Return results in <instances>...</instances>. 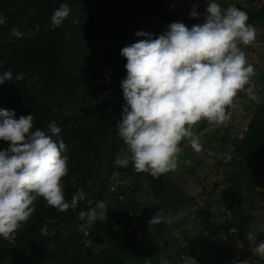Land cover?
Instances as JSON below:
<instances>
[{
	"label": "trees",
	"instance_id": "16d2710c",
	"mask_svg": "<svg viewBox=\"0 0 264 264\" xmlns=\"http://www.w3.org/2000/svg\"><path fill=\"white\" fill-rule=\"evenodd\" d=\"M61 3L69 5L70 13L59 27L52 28L50 16ZM249 3L235 6L247 13L248 23H264V2ZM0 15L5 20L0 24V72L11 69L25 73L21 81L0 85V108L14 109L17 118L31 112L34 129L44 130L56 121L61 128L58 135L67 145L69 171L62 178L65 199L70 201L78 188L87 193L76 208L64 212L38 198L35 211L14 236L0 238V264H139L145 257L154 260L149 264H161V260L176 264L186 247L208 254L212 251L208 244L218 246L211 236V224L206 222L209 213L197 218L200 227L196 232L193 225L180 231L181 244L177 237L169 240V251L162 258L151 256L141 246L139 236L153 216L163 212L172 218L166 196L168 175L173 171L153 178L136 172L129 162L122 169L126 182L118 193L123 199L110 190L116 179V155L126 150L116 127L124 103L120 80L126 75V59L119 55L120 49L140 39L132 27L141 19L148 29L153 28V21L159 26L196 22L191 18L175 21L162 0H0ZM14 28L24 35L13 36ZM109 34L113 35L111 42L99 47L98 41ZM252 78L257 99L251 100L243 89L236 95L248 102L245 106H253L255 116L232 150L234 158L226 182L234 197L239 193L251 198L258 192L264 195L259 189L264 170V71L257 70ZM207 124L202 119L192 131H201ZM6 146L0 142V148ZM186 170L187 174L194 172L193 168ZM184 191L186 196L179 198L181 206L194 203L197 197L190 186ZM142 193L151 205L146 212L141 208L144 202L136 197ZM98 200L107 205V220L89 226L79 213L95 207ZM112 212L116 214L110 221ZM243 226L241 235L245 233ZM121 229L127 234L117 238ZM104 233L112 240L103 241ZM102 243V248L97 247ZM201 258L202 264H211L207 257Z\"/></svg>",
	"mask_w": 264,
	"mask_h": 264
},
{
	"label": "clouds",
	"instance_id": "9594fccd",
	"mask_svg": "<svg viewBox=\"0 0 264 264\" xmlns=\"http://www.w3.org/2000/svg\"><path fill=\"white\" fill-rule=\"evenodd\" d=\"M69 13V5L61 3L50 16V26L59 27ZM198 15L193 5L189 16ZM247 21V13L235 5L225 8L218 0H206L202 23L188 27L170 22L155 37L151 32L135 31L140 39L119 52L126 59V75L120 80L124 103L116 127L126 150L115 159L116 165L127 167L131 162L136 172L153 178L174 171L183 139L196 152L202 148L192 131L197 122L204 119L212 127L225 124L231 118L227 107L242 89L251 100L257 99L250 84L255 69L240 47L256 39V29ZM4 23L0 15V24ZM11 34L24 35L15 28ZM24 76L6 69L0 72V85L21 81ZM60 132L54 120L44 130L34 129L31 112L17 118L14 109L0 108V142L7 145L0 148V238L14 236L35 211L38 198L64 212L87 196L78 188L70 201L65 199L62 178L69 169L67 145ZM106 213V203L98 200L95 207L81 211L79 218L91 226ZM161 219L156 214L149 223ZM251 253L264 258V241L255 244ZM161 264L168 262L161 260ZM184 264L196 261L190 257Z\"/></svg>",
	"mask_w": 264,
	"mask_h": 264
},
{
	"label": "rangeland",
	"instance_id": "374dc122",
	"mask_svg": "<svg viewBox=\"0 0 264 264\" xmlns=\"http://www.w3.org/2000/svg\"><path fill=\"white\" fill-rule=\"evenodd\" d=\"M162 1L163 7L172 13L175 21L191 18L196 24L203 22L206 0ZM263 2L264 0H218V3L225 8L229 5H247L248 3L258 5ZM193 5H196V10L199 13L197 17L189 16ZM135 7L139 6L136 5ZM143 21V19L139 20V24L132 28L135 31L144 29L147 32H151L154 37L167 30L168 24L159 26L157 21H153V28L148 29L147 22ZM250 24L256 29V39L250 45H240V47L245 52L247 62L254 66L255 72L257 70L261 72L264 71V23L251 22ZM187 26L191 27L192 25L188 24ZM112 38L113 35L109 34L102 37L97 44L99 47H104L111 42ZM250 83H255L254 78L250 80ZM247 103L245 99L243 100V97L235 96L231 109L228 110L231 113V118L225 124L219 127H212L207 124L205 129L193 131L199 137L202 145L199 152L191 148L188 139L184 140L181 152L178 154L177 167L175 171L168 175L170 186L168 196H166V204L173 212L172 218L161 212L159 216L162 219L159 223H148L147 227L143 228L141 236H139L141 246L153 253H149L151 256L164 257L169 251L166 248L169 245V240L177 237L179 239L178 242L181 244L183 238L180 237V231L193 225L196 226L194 230L196 232L200 227L197 218L201 219V216L209 213V218L206 222L211 224V236L212 239L217 241L218 246L208 244L209 247H212V251L208 252V254L186 247L180 257L175 259L176 264H184V261L190 257L195 259L196 264H202L201 257L203 256L207 257L208 262L211 264H216L217 261L220 264H264V258L251 253V248L255 244L264 241V195L258 192L251 198V196L239 193L234 197L231 195L230 187L226 182V177L229 176L230 165L234 158V151H232L234 145L237 143V139L243 137L247 124L255 116L253 106H245ZM186 153L189 154L184 156ZM122 155L123 153L120 152L116 155V159ZM125 168L116 165V179L110 189L113 192L115 191L113 193L114 196L118 195L121 184L126 182L122 171ZM187 168H193L194 172L187 174ZM262 174L259 189L264 193V170ZM180 178L183 186L182 183L178 182ZM189 186L197 199L194 203L181 206L179 198L186 196L184 189ZM144 193H142L143 195L139 194L142 196L137 195L136 197L137 200L144 202L145 206H141V208L146 212L149 211L148 209L151 205ZM122 197V195H118V198L123 199ZM208 201L210 203L207 206ZM219 211L221 212L219 213ZM115 214L116 212H112L110 214L111 217L108 219L112 221ZM107 217L105 216L104 219L107 220ZM161 224L164 226L162 227ZM242 226L245 227L243 235L240 233ZM215 227L218 228L215 229ZM232 228H235L236 232H231L230 229ZM125 231L121 229L114 235L117 238L124 237L127 234V231ZM109 239L112 240L108 233H104L103 241L106 242ZM103 244H97V247L102 248ZM150 261L154 260L145 257L139 264H149L148 262ZM150 264L156 263L151 262Z\"/></svg>",
	"mask_w": 264,
	"mask_h": 264
}]
</instances>
